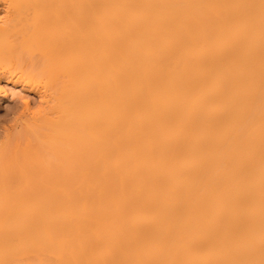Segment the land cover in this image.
I'll return each instance as SVG.
<instances>
[{"label": "bare ground", "instance_id": "bare-ground-1", "mask_svg": "<svg viewBox=\"0 0 264 264\" xmlns=\"http://www.w3.org/2000/svg\"><path fill=\"white\" fill-rule=\"evenodd\" d=\"M2 1L0 75L41 101L0 205L92 226L0 224V264H264V0ZM34 238L57 263L10 258Z\"/></svg>", "mask_w": 264, "mask_h": 264}, {"label": "rangeland", "instance_id": "rangeland-1", "mask_svg": "<svg viewBox=\"0 0 264 264\" xmlns=\"http://www.w3.org/2000/svg\"><path fill=\"white\" fill-rule=\"evenodd\" d=\"M6 5L0 0V21L5 19ZM16 79V78H15ZM13 78L3 77L0 75V145H2L7 139L8 135H19L18 132L22 131L23 128V116L24 112H32L37 109L41 95L35 90H30L24 85L23 82L15 81ZM25 100L29 102L26 107ZM13 137L11 143H15L17 138ZM23 139V137H21ZM60 206L56 205H43V204H8L0 205V224L9 225L12 221L22 222L25 228H31V226L43 227V223L49 226L61 227L67 230L71 235L63 240V244H70L74 239L73 233L78 231H86L88 233L89 227L92 226V219H84L75 215H61ZM78 207L72 206L70 209H77ZM103 234V229H101ZM44 241V240H43ZM28 251L18 249L16 254L10 256L14 260H23L37 262L38 257H47L57 263V257L51 253L46 254V250L56 249L59 245L57 239L51 242L44 243L40 238L31 239L29 242ZM101 244V242H97ZM96 242L88 241L85 250V261L82 264H96L97 257L94 255V250L97 248ZM48 245V246H47ZM45 254H44V253ZM65 259L70 264H74L72 256L65 250ZM56 259V260H55ZM102 264V263H100Z\"/></svg>", "mask_w": 264, "mask_h": 264}, {"label": "clouds", "instance_id": "clouds-1", "mask_svg": "<svg viewBox=\"0 0 264 264\" xmlns=\"http://www.w3.org/2000/svg\"><path fill=\"white\" fill-rule=\"evenodd\" d=\"M25 103H27V101H25Z\"/></svg>", "mask_w": 264, "mask_h": 264}]
</instances>
